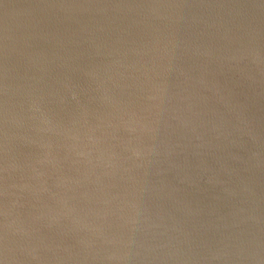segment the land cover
<instances>
[{"label": "water", "instance_id": "water-1", "mask_svg": "<svg viewBox=\"0 0 264 264\" xmlns=\"http://www.w3.org/2000/svg\"><path fill=\"white\" fill-rule=\"evenodd\" d=\"M0 264H264V0H0Z\"/></svg>", "mask_w": 264, "mask_h": 264}]
</instances>
